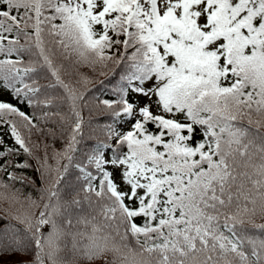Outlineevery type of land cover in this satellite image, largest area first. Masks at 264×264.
<instances>
[{
    "label": "snow or ice",
    "instance_id": "6c2138e0",
    "mask_svg": "<svg viewBox=\"0 0 264 264\" xmlns=\"http://www.w3.org/2000/svg\"><path fill=\"white\" fill-rule=\"evenodd\" d=\"M5 128L0 264H264V0H0Z\"/></svg>",
    "mask_w": 264,
    "mask_h": 264
},
{
    "label": "trees",
    "instance_id": "16d2710c",
    "mask_svg": "<svg viewBox=\"0 0 264 264\" xmlns=\"http://www.w3.org/2000/svg\"><path fill=\"white\" fill-rule=\"evenodd\" d=\"M101 91H102L101 86H96L94 92L89 93V95H100ZM4 99H10V97L6 96V98H4ZM13 102H15V101H13ZM20 107L22 108V110L29 111V109L26 107V105L21 104ZM85 115H87V113H85ZM20 159L23 160L24 157L21 156ZM26 174L30 175V176H35V173L32 169L26 170ZM6 223H7V221L0 220V226H4Z\"/></svg>",
    "mask_w": 264,
    "mask_h": 264
},
{
    "label": "rangeland",
    "instance_id": "374dc122",
    "mask_svg": "<svg viewBox=\"0 0 264 264\" xmlns=\"http://www.w3.org/2000/svg\"><path fill=\"white\" fill-rule=\"evenodd\" d=\"M0 138H3V140L5 141V143L8 144V145L13 144L12 139L7 134V129L6 128H5V134L4 135H0ZM2 227H4V226H0V228H2Z\"/></svg>",
    "mask_w": 264,
    "mask_h": 264
}]
</instances>
